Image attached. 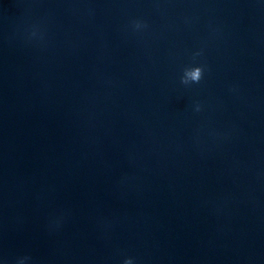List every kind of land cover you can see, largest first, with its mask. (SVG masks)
Returning <instances> with one entry per match:
<instances>
[{
    "label": "water",
    "instance_id": "water-1",
    "mask_svg": "<svg viewBox=\"0 0 264 264\" xmlns=\"http://www.w3.org/2000/svg\"><path fill=\"white\" fill-rule=\"evenodd\" d=\"M129 258L264 264V0H0V264Z\"/></svg>",
    "mask_w": 264,
    "mask_h": 264
},
{
    "label": "clouds",
    "instance_id": "clouds-1",
    "mask_svg": "<svg viewBox=\"0 0 264 264\" xmlns=\"http://www.w3.org/2000/svg\"><path fill=\"white\" fill-rule=\"evenodd\" d=\"M202 77V68L201 67H193L185 70L184 77L182 78V83L188 84L191 82H199ZM124 264H133L132 260L126 259Z\"/></svg>",
    "mask_w": 264,
    "mask_h": 264
}]
</instances>
